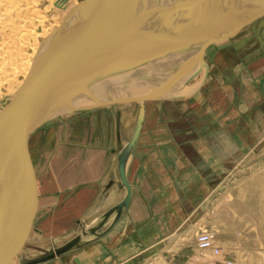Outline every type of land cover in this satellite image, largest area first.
<instances>
[{
	"label": "crops",
	"instance_id": "crops-1",
	"mask_svg": "<svg viewBox=\"0 0 264 264\" xmlns=\"http://www.w3.org/2000/svg\"><path fill=\"white\" fill-rule=\"evenodd\" d=\"M242 32L240 42L228 44L222 50L236 48L235 65L225 68L227 73L235 71L237 75V93L229 74L221 75L220 83L214 80L212 68L216 65L211 63L204 85L191 97L174 100L183 120L194 117L199 122H189L185 129L174 128L175 122H171L159 130L155 126L161 121L149 117L147 104L159 107L160 100L147 101L142 130L126 165L131 186L129 205L116 222H112L114 213L103 221L97 236L82 235L86 243L76 250L36 264H144L160 252L173 259L184 252L179 246L178 232L195 220L198 204L212 195L217 183L214 173L220 159L214 161L215 144L208 137L207 124L214 114H225L234 94L240 98L241 111L247 108V113L255 116L264 107V17L256 27H246ZM239 44L242 46L237 47ZM198 78L189 80L195 85ZM226 79L229 81L225 82ZM132 121V114H122L121 124L128 127ZM78 123L61 125L63 140L55 130L54 143L60 146L54 152H44V166L37 162L31 176L34 184H30V190L35 191V211L39 213L35 228L44 225L46 234L59 237L54 242L66 243L77 236L73 234L77 225L86 230L101 223L103 216L126 195L116 151L132 134L123 140L116 131L105 130L102 139L94 144L95 134L88 132L85 136L82 130L80 136ZM191 128L199 130H186ZM17 194L20 195L19 189ZM18 204L21 205L20 200Z\"/></svg>",
	"mask_w": 264,
	"mask_h": 264
},
{
	"label": "water",
	"instance_id": "water-1",
	"mask_svg": "<svg viewBox=\"0 0 264 264\" xmlns=\"http://www.w3.org/2000/svg\"><path fill=\"white\" fill-rule=\"evenodd\" d=\"M263 17L264 0H81L73 4L61 24L41 40L18 92L0 111V264H10L18 256L20 232L6 190L16 160L34 130L64 113L139 103L132 135L117 150V168L126 195L101 223L82 232L97 236L103 221L114 213L112 222H116L130 203L126 165L142 130L145 103L194 95L208 76L204 60L208 49L232 39ZM101 55H109L108 61L91 70L82 68L84 62ZM129 67V72L122 70ZM138 68L141 71H135ZM199 72L197 85L182 90ZM96 77L115 79L106 95L51 111L70 82L79 84ZM124 82H129L132 90L146 93L113 97ZM82 235L28 264L79 248L86 243Z\"/></svg>",
	"mask_w": 264,
	"mask_h": 264
},
{
	"label": "rangeland",
	"instance_id": "rangeland-1",
	"mask_svg": "<svg viewBox=\"0 0 264 264\" xmlns=\"http://www.w3.org/2000/svg\"><path fill=\"white\" fill-rule=\"evenodd\" d=\"M80 1L0 0L2 68L7 70L10 67L14 54L10 56L9 48L12 51L14 38L18 36L20 41L21 36H24L22 38L26 39L27 35L34 31L41 34L43 28L58 21L73 4ZM259 22L260 19L250 27H256ZM242 34L243 32L224 43L211 46L208 50L204 60L209 67L208 74L211 71V63L216 65L212 68V75L216 82H222L221 75L228 72L225 67H232L237 60L236 48L233 51L222 50L226 49L228 44L240 42L239 37ZM241 46L239 44L237 47ZM23 50L28 54L32 51L28 46H25ZM228 74L229 80L234 79L231 83L234 86V93H237L238 82L235 80L237 75L235 71ZM11 78L12 75L0 76V96L2 97L0 111L20 88L18 85H14L11 89L7 88ZM228 79L225 82H228ZM185 85L184 87L195 86L190 80ZM174 100L176 99L158 101L160 108L154 107L153 103L147 104L150 110L149 117L154 116L153 118H159V122L161 121L155 128L160 130V128H166L167 123L175 122L174 128L185 129L189 127V122L194 123L196 120L199 122V119L194 117L183 120L176 109ZM231 101V106L225 114H214L210 120L211 123L207 124L208 137L215 144L214 161L220 159V164L217 166L220 168L215 167L217 171L214 176L217 183L212 195L198 204L195 220L192 219L178 232L179 246L184 248V252L175 259L169 258L167 253L160 252L154 257H149L144 264H216L215 262L218 264H264V107L260 108V113L253 116L247 113V108L241 111L240 98L237 99V95L234 94ZM139 107V103L130 102L78 111L65 117H56L30 135L22 155L16 160L6 190L9 209L21 238L18 256L14 257L16 264H28L50 254L64 244L60 241L54 242V239L58 240L59 237L46 234L44 225L35 228L39 224L38 221L35 222V217L39 213L35 211L37 208L34 203L35 191L30 190V184H34V177L31 176L37 162H40L43 167L44 152L50 149L54 152L60 146L59 143H54L55 130L59 132L58 137L63 140L61 125L77 121V123L80 122L77 133H81L80 136H82V130H84L85 136L88 132L95 134L94 144H98L102 139L101 135L105 130L112 133L116 131L118 138L128 140L135 126ZM123 113L133 115L134 122L132 121L131 126L126 127L120 123ZM116 118L117 122H115ZM180 119L182 120L179 122ZM170 128L173 129V126ZM186 130L195 132L199 128L195 131L192 128ZM186 130H182L183 133ZM18 189L20 195L17 194ZM18 200L21 205H17ZM83 229L82 226L77 225L73 234L82 235ZM204 231L213 235L215 243L221 247L219 254L197 247L196 237Z\"/></svg>",
	"mask_w": 264,
	"mask_h": 264
},
{
	"label": "bare ground",
	"instance_id": "bare-ground-1",
	"mask_svg": "<svg viewBox=\"0 0 264 264\" xmlns=\"http://www.w3.org/2000/svg\"><path fill=\"white\" fill-rule=\"evenodd\" d=\"M65 14L62 17H60L58 21L56 20L53 24L51 23L52 25L45 27V29L43 28V31L41 32V34H37L34 31L33 33L28 34L26 39L22 38L24 36H21L20 41H18V38H19L18 36L16 37L17 40L15 38L13 39L12 41L13 45L11 49L12 51H10V48H9L10 56L11 54L12 55L14 54L10 62V67L7 70H4V68H2V63L0 62V76L12 75V78L10 79V82L7 85L8 89H11L14 85L21 86V84L23 83L24 79L26 78L30 70L32 60L38 50L41 40L45 38L46 36H48L52 31H54L61 24ZM25 46L31 47L32 49L31 53L28 54L24 52L23 49ZM108 59H109V55L98 56L90 61L84 62L82 64V68H87L88 70H91L95 65L104 64L106 61H108ZM122 70L124 72H129L132 70V67L124 68ZM135 71H141V68L135 69ZM201 74H202L201 72L198 73L199 78L197 74L194 76V78H198L197 83L199 82ZM208 77L209 76H207V78ZM114 81L115 79L113 80V78H110V77H96V78H92L90 80L84 81L82 83H79V84L70 82L68 86L66 87L65 91L51 105L50 107L51 111H54V112L63 111L66 108H68V106L70 105H75V104L82 103L85 101H91L97 98H101L102 96L106 95L109 92ZM197 83L195 84V86L197 85ZM195 86L193 87L183 86L182 90H191ZM145 93H146L145 91H141V90H132L130 88V83L124 82L122 85H120V87L115 92L113 97H121V96H126V95H143ZM1 99L2 97L0 96V101ZM119 104L121 103L112 104V105H119ZM66 115H70V114L64 113L61 115V117L62 116L65 117ZM123 145L125 144L123 143ZM123 145H121V147ZM10 264H16L15 258H13Z\"/></svg>",
	"mask_w": 264,
	"mask_h": 264
},
{
	"label": "built area",
	"instance_id": "built-area-1",
	"mask_svg": "<svg viewBox=\"0 0 264 264\" xmlns=\"http://www.w3.org/2000/svg\"><path fill=\"white\" fill-rule=\"evenodd\" d=\"M196 245L201 250H210L214 254L221 252V247L215 243L213 235L204 231L196 237Z\"/></svg>",
	"mask_w": 264,
	"mask_h": 264
}]
</instances>
